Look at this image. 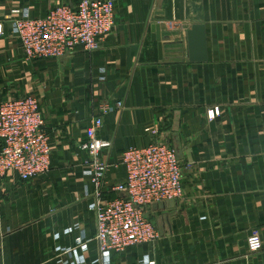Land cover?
<instances>
[{
  "label": "crops",
  "instance_id": "obj_1",
  "mask_svg": "<svg viewBox=\"0 0 264 264\" xmlns=\"http://www.w3.org/2000/svg\"><path fill=\"white\" fill-rule=\"evenodd\" d=\"M79 1L0 0V104L37 99L51 147L47 174L0 179V264H264V0H115V25L95 51L27 60L9 19ZM193 24L205 27L202 63L187 58ZM213 108L220 116L209 120ZM96 116L98 138L110 142L100 154L109 165L103 201L119 196L128 148L177 152L184 195L146 209L154 243L97 250L96 190L82 148ZM253 233L262 241L255 254L246 247Z\"/></svg>",
  "mask_w": 264,
  "mask_h": 264
},
{
  "label": "built area",
  "instance_id": "obj_2",
  "mask_svg": "<svg viewBox=\"0 0 264 264\" xmlns=\"http://www.w3.org/2000/svg\"><path fill=\"white\" fill-rule=\"evenodd\" d=\"M9 21L27 60H56L79 49L93 52L98 48L115 25V0H80L74 7L59 4L43 18L32 17L23 9ZM115 106L122 108L123 104L117 102ZM109 111L108 103L100 109L102 115ZM218 115L219 109L213 108L207 118L213 120ZM43 126L37 99L27 96L0 104V179L14 173L27 181L49 172L51 147ZM101 127L100 116L91 118L82 148L90 157L87 163L96 190L91 206L96 222L95 241L99 254L105 255L156 242L159 232L145 211L153 205L181 199L184 185L175 149L151 143L122 153L125 179L113 188L119 196L103 201L97 190L109 165L101 161L100 154L110 147V142L98 138ZM246 247L251 254L259 252L260 236L250 235Z\"/></svg>",
  "mask_w": 264,
  "mask_h": 264
},
{
  "label": "water",
  "instance_id": "obj_3",
  "mask_svg": "<svg viewBox=\"0 0 264 264\" xmlns=\"http://www.w3.org/2000/svg\"><path fill=\"white\" fill-rule=\"evenodd\" d=\"M152 39L158 42V50L161 55L159 26L152 27ZM187 58L191 63H202L207 60L205 27L202 24H193L186 32Z\"/></svg>",
  "mask_w": 264,
  "mask_h": 264
},
{
  "label": "rangeland",
  "instance_id": "obj_4",
  "mask_svg": "<svg viewBox=\"0 0 264 264\" xmlns=\"http://www.w3.org/2000/svg\"><path fill=\"white\" fill-rule=\"evenodd\" d=\"M219 112H220V111H219ZM218 116H220V115H218ZM218 116H216V117H218ZM216 117H215V118H216Z\"/></svg>",
  "mask_w": 264,
  "mask_h": 264
}]
</instances>
